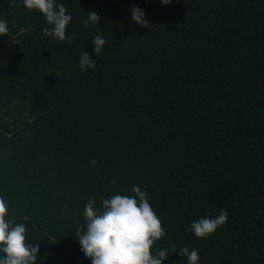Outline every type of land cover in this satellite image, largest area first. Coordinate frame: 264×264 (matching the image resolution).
<instances>
[{
  "label": "trees",
  "instance_id": "1",
  "mask_svg": "<svg viewBox=\"0 0 264 264\" xmlns=\"http://www.w3.org/2000/svg\"><path fill=\"white\" fill-rule=\"evenodd\" d=\"M60 2L71 40L0 0V195L39 245L35 264H91L76 237L86 201L133 185L166 229L152 245L169 248L162 264H188L172 244L200 264H264V0ZM91 11L97 24H84ZM84 49L94 69L80 70ZM220 207L224 225L190 230Z\"/></svg>",
  "mask_w": 264,
  "mask_h": 264
},
{
  "label": "clouds",
  "instance_id": "2",
  "mask_svg": "<svg viewBox=\"0 0 264 264\" xmlns=\"http://www.w3.org/2000/svg\"><path fill=\"white\" fill-rule=\"evenodd\" d=\"M169 3V0H161ZM30 9L39 10L49 25L46 34L57 40H71L67 26L72 14L60 0H21ZM99 15L91 11L83 23L89 20L97 24ZM131 19L141 25L149 24L142 7L133 4ZM8 21L0 17V34L8 33ZM95 56H101L106 42L104 34L98 32L92 38ZM17 42V41H16ZM18 43V42H17ZM97 60L85 49L80 53L78 64L81 71L96 67ZM96 163L95 157L91 160ZM134 195L115 192L97 201L89 198L84 206L85 223L77 229V239L81 250L91 258V264H162L170 253L169 248L153 250L154 241L166 234L162 221L149 201L147 191L139 185L132 186ZM228 220V209L220 207L217 215H205L190 223V230L198 237H207ZM83 228V231L81 229ZM171 251L178 249L179 255L186 256L188 264H200L197 248L185 245L177 248L172 244ZM39 245L26 242V225L14 223L9 218L8 202L0 195V264H35Z\"/></svg>",
  "mask_w": 264,
  "mask_h": 264
}]
</instances>
